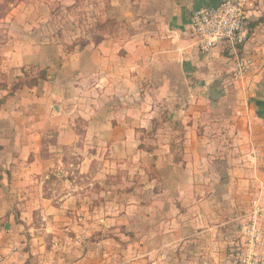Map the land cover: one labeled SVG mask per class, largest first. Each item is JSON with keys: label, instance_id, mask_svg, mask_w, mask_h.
<instances>
[{"label": "crops", "instance_id": "1", "mask_svg": "<svg viewBox=\"0 0 264 264\" xmlns=\"http://www.w3.org/2000/svg\"><path fill=\"white\" fill-rule=\"evenodd\" d=\"M220 1L111 0L107 16L125 21L128 35L66 51L43 17V3L0 0V75H6L0 83L31 65L49 73V80L16 91L0 111V166L10 172L2 173L0 194L13 182L28 205L38 197L25 190L31 175L65 168L61 156L79 136L74 106L86 123L84 139L116 150L165 111L182 129V157L170 159L172 147L159 143V178L143 181L144 199L130 204L134 230L144 229L133 264H231L236 219L252 199L264 198V0L244 47L253 66L238 80L231 79L234 57L220 49L199 52L190 32L192 9ZM5 93L0 89V97ZM14 101L39 109L18 114ZM47 128L55 143L42 155ZM27 210L20 213L26 217Z\"/></svg>", "mask_w": 264, "mask_h": 264}, {"label": "rangeland", "instance_id": "2", "mask_svg": "<svg viewBox=\"0 0 264 264\" xmlns=\"http://www.w3.org/2000/svg\"><path fill=\"white\" fill-rule=\"evenodd\" d=\"M33 1L44 4L41 11L44 9L47 14L41 15L50 19V27L56 29L57 38L66 41L63 43L67 45L66 51L76 48H71L72 43L78 45L81 39L90 38L95 32L94 23L108 19L111 9L106 0ZM25 2L28 4L31 0ZM35 13L32 12L33 16ZM110 19L114 21L104 25V34L123 40L128 35V24ZM27 71L31 75L37 73V69ZM16 105L14 101L11 107ZM35 105L26 101L24 105H17V113L35 114L39 109ZM72 109L73 124L79 136L72 149L61 156L65 168L48 171L38 178L32 174L25 190L38 197L28 205L20 200L22 187L13 186V182L4 194H0V264L134 262V242L144 236V229L140 234L134 230L136 217L131 214L130 219L129 215L131 209H136L130 204L134 205V200L139 206L138 202L145 195L141 187L143 181L157 173L152 154L146 150L155 153L159 143H166L173 150L170 159H181L182 129L161 111L154 129L137 128L132 144L116 150L111 145L100 146L92 139L87 142L82 134L86 123L77 112L79 106ZM55 136L52 128L43 132L42 155L55 143ZM82 160L86 161L84 166ZM136 188L139 190L132 197L130 192ZM25 206L29 209L26 217L20 213Z\"/></svg>", "mask_w": 264, "mask_h": 264}, {"label": "built area", "instance_id": "3", "mask_svg": "<svg viewBox=\"0 0 264 264\" xmlns=\"http://www.w3.org/2000/svg\"><path fill=\"white\" fill-rule=\"evenodd\" d=\"M259 0H221L192 9L189 27L194 47L202 53L228 49L234 57L231 79L238 80L253 66L244 48ZM231 264H264V198L256 197L237 217Z\"/></svg>", "mask_w": 264, "mask_h": 264}, {"label": "trees", "instance_id": "4", "mask_svg": "<svg viewBox=\"0 0 264 264\" xmlns=\"http://www.w3.org/2000/svg\"><path fill=\"white\" fill-rule=\"evenodd\" d=\"M107 4H109L111 2V0H106ZM259 20V19H256V21ZM114 19H106V20H102L99 19L96 23H94V27L93 29H95V32L98 33V35H96L95 32L91 33L90 35V38L88 39H81V41L79 42L78 46L79 47H83L84 45H86L87 43L89 42H98L100 41L104 36V25L106 23H109V22H113ZM256 24L255 20L252 21V23L250 24V34H249V37L251 36V32L253 31V27L254 25ZM95 33V35H93ZM248 42V41H247ZM66 46L67 48V45H64V47ZM73 46L75 47L76 46V43H72V47ZM223 53L227 56V57H230V58H233V54H230V51L228 49H223ZM30 70H33V69H37V73L36 74H33L31 75L30 72H28L27 70L23 71L22 75H19L17 77L14 78V80H12V82L10 84H7L6 82H2L0 83V89H3L6 91V93L0 97V111L3 109L5 103H6V100L13 96L15 94L16 91H18L19 89H21L22 87H28V88H32L34 86H36L40 81H45V80H49V73H48V70H47V67L45 68H42V67H39V66H36V65H31ZM0 78L2 80H4L6 78V75L4 74H1L0 75ZM165 119L167 120L166 116H165ZM156 119L153 120V123H152V128L154 129L155 127V123H156ZM0 150H1V147H0ZM147 152L151 153L152 154V163H153V167L155 168V160H156V155L153 153V151H150V150H146ZM3 171L5 172V174L9 177L10 176V172L8 170H4L2 168V166H0V180L2 179V173ZM155 171V170H154ZM155 179H158L159 178V175L157 173H155L154 177ZM233 250L230 251V254H232Z\"/></svg>", "mask_w": 264, "mask_h": 264}, {"label": "water", "instance_id": "5", "mask_svg": "<svg viewBox=\"0 0 264 264\" xmlns=\"http://www.w3.org/2000/svg\"><path fill=\"white\" fill-rule=\"evenodd\" d=\"M55 109H58V107H57V106H55Z\"/></svg>", "mask_w": 264, "mask_h": 264}]
</instances>
